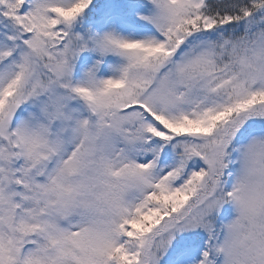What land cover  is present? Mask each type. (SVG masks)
<instances>
[{
	"label": "snow or ice",
	"instance_id": "obj_1",
	"mask_svg": "<svg viewBox=\"0 0 264 264\" xmlns=\"http://www.w3.org/2000/svg\"><path fill=\"white\" fill-rule=\"evenodd\" d=\"M0 264H264V0H0Z\"/></svg>",
	"mask_w": 264,
	"mask_h": 264
}]
</instances>
